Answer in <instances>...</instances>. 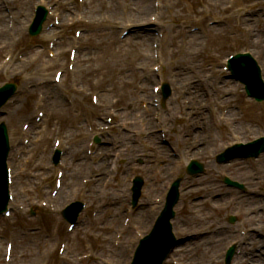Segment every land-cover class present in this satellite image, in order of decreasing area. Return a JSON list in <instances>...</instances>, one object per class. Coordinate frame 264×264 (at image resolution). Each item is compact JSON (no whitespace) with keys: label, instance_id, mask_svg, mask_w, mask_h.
Returning <instances> with one entry per match:
<instances>
[{"label":"rangeland","instance_id":"1","mask_svg":"<svg viewBox=\"0 0 264 264\" xmlns=\"http://www.w3.org/2000/svg\"><path fill=\"white\" fill-rule=\"evenodd\" d=\"M154 1L156 0H83L82 2L78 0H27V8L25 7L27 16L30 15L32 7L37 2L52 4L55 13L67 16L66 23L56 27V37H53V39H63L58 51L66 50V52H62L58 62H54L51 67L44 70L46 73L44 75L41 73L40 64H44L45 56L48 57L49 40L45 37L46 35L32 39L25 33L22 40L15 44L16 54L21 51L19 57L10 59L11 62L8 61L10 63L7 68H1L0 71V85L6 80L14 79L19 81L21 88L26 84L32 89L25 94H17L18 101L12 113L6 109L4 112L6 117L0 118V121L7 122L12 141L19 137L14 130L15 126L21 130L25 122L43 123L33 132L34 141L28 145H31L30 151L24 153L17 161L11 162V167L14 168L16 174L14 188L19 191L17 204L25 208L24 211L16 210L14 220L11 222L4 221L5 218L2 219L3 217L0 216V226L16 233L13 264H30L36 259H41L42 256L37 246L40 239H46L45 241L68 239V247L75 254H83L87 249V244H90L96 252V260L94 259L92 264H129L134 248L132 239H124L125 242L123 241L119 246H111L107 240L101 242V239L91 233L98 232L99 226L107 219L114 220L116 206L122 205L120 210L125 216L138 207V205L132 207L130 204L131 180L137 172H141L145 178L146 186L143 192H152L149 204L152 216L146 218L144 225L141 220H137L135 224L136 230L146 233L156 213L153 210L157 209L154 200L181 170H177L178 167H176L179 160L174 159L171 154L173 150L175 153V149L180 155V160L188 159L190 155L200 158L206 163L207 172L195 179L197 186L191 184L182 188L183 196L177 207L175 229L177 233L184 234L187 240L177 249L178 251L176 250L173 260L180 261L181 264H222L224 249L234 240L235 234L238 236L237 228L239 229L241 225L247 226L246 224L252 221L254 223L256 221L257 225H264V207L257 214L250 212L249 201L253 196L241 195L234 189L215 190L217 188L215 178L218 177L219 172L217 168L215 169V161L212 158L214 151L218 152L233 139H249L258 133H264V102L256 103L245 98L241 89L238 90L234 84L236 82L227 78V73L222 70L225 56L229 52L242 49L252 51L260 60L264 70V0H160L159 9L155 8ZM154 14L160 15L159 24L154 26L165 34L161 48L164 77L172 83L175 92L167 108L161 114L164 126L171 129L169 144L172 151L164 144L160 146V137L156 134L157 137L149 148L154 157L143 159V163H140L139 159L143 156L139 155L134 161L132 156L135 152L142 150L140 147H144L142 145L144 138H137L134 145L135 151L133 147L124 146L126 140H119L118 131H122V124L126 123L128 130L138 134L140 124H135L134 115L139 116L142 111L138 106L137 108L131 106L129 110H125L126 103L119 104L120 116L118 119L114 117V125L116 123L117 125L103 134L116 147L112 148L109 144L106 151L104 147H101L102 143H98L97 150L102 156L95 159L99 165L98 169L104 162L103 158H109L108 167L103 173L107 180L114 175L111 166L115 168L119 164L120 171L116 173L119 178L115 179V174L111 180V186L102 183L97 185L100 187L95 190L92 185L83 187L79 185V193L67 201L75 198L83 199L87 203V208L81 216V222L75 234L71 236L67 232L66 222L59 216V213H51L49 208L40 206L42 200L49 203L54 186L55 175L49 151L53 146L54 138L59 135L54 134L53 130L59 125L65 136L67 147L65 159L70 164L63 184L66 191H70L77 181L80 184L83 178H91L94 175L90 173L92 169L83 167L76 170L79 173L76 179L72 177L73 168L83 163L81 159L85 155V150L82 153L80 151L72 154L70 150L75 145H80L79 149L83 145L85 149L88 147L87 142L90 137L86 126L81 131H85L84 134L81 132L79 136L76 134L79 132L78 129L84 125L83 116L77 115V109L69 107L66 99H60L58 96H54V99L51 97L50 111L46 114V119L43 118L41 122L35 120L33 103L38 99L40 91L36 87L37 83L48 80L49 84H53L55 71L63 69L61 63H64L67 70L68 44L74 43L73 31L77 27L82 30L80 56L74 71L67 70L64 73L66 80L56 89L58 95L63 93L66 97L75 98L79 105L88 111L92 119L101 118L106 122L107 115H112L107 111L111 100L120 96L121 92L126 94L130 102L132 98L137 97L136 94L142 97L149 96L148 99L151 102L152 86L157 83V77L152 78L154 73L151 49L154 39L152 30L129 34L124 38L121 37V31L124 27L134 25L136 21L150 20ZM79 16L85 21H78ZM35 50L43 55H40L39 61L32 62L26 67L21 63L24 62L22 60L28 62L35 58ZM111 52L115 54L106 56ZM6 56H10V52L4 48L0 51V65L5 62ZM193 77L195 78L194 84L191 85L194 88L188 89ZM201 78L204 79L203 84H198L196 87L195 82ZM219 80L229 82L226 86H229V99L234 105L229 112V107H223L219 119L215 120L217 115L213 113L215 107L213 104L220 96L215 88ZM74 82L77 83L74 87L81 89L82 85L88 87L89 93L84 95L80 91L74 92L71 87ZM95 89L98 90L94 91ZM91 93L99 94L101 106L95 107L91 103ZM144 93L145 95H142ZM53 101L63 106L68 116H77L76 119L61 117L53 113ZM223 110L227 111V115L226 120L221 122L220 117ZM151 112L150 115H152ZM139 121L146 123L144 119H139ZM192 127L199 130L193 134V138L185 140V133ZM74 134L78 137L74 138ZM39 139L41 141H38ZM193 144H197L198 148H191ZM157 147H161V150L156 149ZM183 148L184 151H182ZM76 157L80 159H75ZM224 168L234 178L245 182L250 189L260 188V192L263 191L260 186L263 184H260L258 180L260 175H264V154L257 161H234L225 165ZM256 170L258 173L255 172ZM193 186L197 191L202 188L203 194L200 196L185 195L184 191ZM112 194H118L117 205L111 204L114 200ZM143 196L142 194L141 203L144 202ZM194 201H197V204L193 205ZM54 203L56 207L64 205L56 201ZM258 203H261V200L256 201V204ZM142 207H145L142 210L147 209L148 204L144 202ZM192 209H195L194 214L196 212L200 217L193 215ZM31 210L36 211V217L31 214ZM96 213L99 217L103 216L98 222L94 218ZM229 214L239 215L241 220L232 225L227 220ZM119 226L120 223L118 226H113L109 233L119 229ZM30 227L32 229H28ZM3 243L5 242L0 241V246ZM187 243L192 245L188 252ZM27 247L29 249L25 250ZM3 253L0 248V264H3ZM238 259L241 260L240 264H246L242 256ZM263 259L264 254L263 257L258 254V264H264ZM74 261L73 264H82L80 261ZM87 262L84 261L83 264Z\"/></svg>","mask_w":264,"mask_h":264},{"label":"bare ground","instance_id":"2","mask_svg":"<svg viewBox=\"0 0 264 264\" xmlns=\"http://www.w3.org/2000/svg\"><path fill=\"white\" fill-rule=\"evenodd\" d=\"M21 1V0H19ZM11 3H13L12 1H10ZM25 3H26V0L25 2L20 6L18 7V12L15 13V24L10 27L9 24H8V20H6V23L4 21L5 18H3L1 15H0V40H2V43H4L6 46H9L11 45L10 48H13L14 47V44L17 42V35L18 33L21 35L24 31V28H23V21H22V17L24 16V10H25ZM149 8V6L147 7V9ZM147 11V10H146ZM145 11V12H146ZM143 12V11H142ZM12 36V37H11ZM11 37V38H10ZM111 55H114L115 53L114 52H111V53H107L106 56H110ZM31 62H34L33 60L31 61H28V62H25L23 63L24 65H26V67H28L29 64H31ZM90 69V66L88 68V70ZM105 75V74H104ZM108 75V74H107ZM228 81H225V83H227ZM125 96V93L121 95V97H123V100L126 99V96ZM138 100L135 98V99H132L131 101V105L132 106H135L137 107L138 105ZM119 103V99L115 102V104H118ZM53 109H54V113L58 116H61V117H67L68 114L66 113V110L64 109L63 106H61L57 101H53ZM60 105V106H59ZM56 132V130H55ZM83 166V163L79 164L77 167L73 168L74 170H77L79 168H82ZM75 172V171H74ZM77 177L76 173L75 175L73 176V178L75 179ZM76 193V191H70L69 193L66 192L64 190L63 187H61V191H60V196H59V200L61 201H64L65 199L73 196L74 194ZM118 196V195H117ZM147 197L149 198L150 197V193H147ZM146 197V198H147ZM147 214V213H145ZM146 216V215H144ZM117 226V223H115L114 220H108L106 223H104L103 225H101L99 227L100 231L101 232H106L108 231L109 229L112 228V226ZM134 237L133 234H130L128 237L124 238V239H132ZM105 239H114V237L112 236H105ZM191 243L188 244V249L187 251H189V249H191ZM4 249L5 246L3 247ZM140 250V249H139ZM139 252V251H138Z\"/></svg>","mask_w":264,"mask_h":264}]
</instances>
